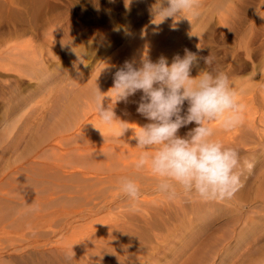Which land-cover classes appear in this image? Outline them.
Instances as JSON below:
<instances>
[{
  "label": "rangeland",
  "instance_id": "rangeland-1",
  "mask_svg": "<svg viewBox=\"0 0 264 264\" xmlns=\"http://www.w3.org/2000/svg\"><path fill=\"white\" fill-rule=\"evenodd\" d=\"M167 6L168 0H0V58L6 56L7 60L8 57L11 59L14 54L8 49L13 50L16 44L14 53H18L19 58L30 56L36 59V67H46L47 75L41 81L37 75L20 76L17 71L0 68V196L12 199V206L16 207L8 208L7 201H0V242L22 239V235L30 230L28 225L33 222V225L59 227L77 211L113 198L116 202L112 207L80 219L76 225L82 229L69 232L66 237L69 240L75 237L74 240L82 243L86 239L84 234H88L86 232L107 228V235L101 239L109 243L113 241L118 248L125 247V264H264V223L256 220L254 225H246L248 220L252 221L249 217L254 216L253 212L260 207L248 206L240 212L231 201L214 199L210 200L212 204H208V208H203L197 202L208 200L194 196L195 193L186 194L178 187L177 196L168 199L157 191L158 177L150 181L146 175L153 173L148 168L138 170L130 164L132 161L136 165L145 151L137 146L134 138L139 130L137 126L149 123L136 111L142 92H137L127 101H116V92L111 89L114 74L125 61H135L136 66H140L145 57L155 63L163 56L171 64L177 55L183 58L185 50L200 58L198 66L192 68L193 77L203 70L214 75H227L241 103L244 98L234 89L236 82L246 79L255 84L253 111H249L251 104L243 103L249 111L245 114L249 119H244L247 127L242 121L238 126L242 125L243 131L241 127L231 129L232 132L238 131L235 133L240 139H246L248 146L238 145L235 138L230 141L235 144L223 137L225 141L220 139L225 147L238 151L243 163L238 171L242 181L233 196L241 202L261 199L259 196L264 192V135H261L264 133V105L259 100V92L264 88V76L253 77V73L258 67H263L264 0H198V16L187 14L188 19L178 16L175 20L171 17L164 19V15L159 13V8ZM209 55L213 63L206 65L202 58ZM98 89L103 93L101 96L113 97L110 99L112 103L109 102L110 108L117 119L127 122L124 126L132 131L128 129L121 136L118 134L121 130L119 120L108 125L99 118L93 99ZM62 91H67V95L64 96ZM19 101L25 105L18 111L7 110L8 104L16 105ZM256 104L258 113L254 111ZM186 108L187 103L185 111ZM57 117L64 121L63 124ZM252 119L253 127L250 124ZM91 120H95L97 125L91 124ZM137 121L141 124L137 125ZM193 125L181 128L178 134L184 136ZM220 139L216 140L221 142ZM85 148L88 153L104 148L105 154L99 157V161H112L113 166L104 167L100 174L103 176L94 181L89 182L79 175L73 176L75 179L63 180L60 171L73 170L72 164L75 170L82 167L83 162L86 166L97 154L94 152L91 157V152L86 154ZM82 151L85 153L82 155L91 160L76 156ZM147 151L153 152L154 149ZM110 157H115L117 162ZM76 159L81 161L80 165ZM121 160L126 161L123 163ZM245 162L254 164L251 167L253 171ZM126 163L133 167L126 166ZM247 173L250 176L247 177ZM65 175L67 173L64 174L66 179L70 178ZM122 178L133 180L140 189L149 185L154 187L140 191L139 198L131 200L120 190ZM63 183L67 188L60 185ZM77 186L81 188L77 190ZM70 196L73 199L68 198ZM143 197L157 201L139 202ZM17 203L21 204L16 206ZM260 211L264 214V208ZM12 215L13 218L10 217ZM17 216L18 220H15ZM36 217L41 220L35 221ZM99 230L94 233H99ZM101 243L88 241L85 249L97 258H105L107 264L109 252L99 250L103 248L99 247Z\"/></svg>",
  "mask_w": 264,
  "mask_h": 264
},
{
  "label": "clouds",
  "instance_id": "clouds-1",
  "mask_svg": "<svg viewBox=\"0 0 264 264\" xmlns=\"http://www.w3.org/2000/svg\"><path fill=\"white\" fill-rule=\"evenodd\" d=\"M197 9L198 0H168V6L158 11L164 19L175 20L178 16L188 19L187 14L196 17ZM199 59L187 50L183 58L177 55L171 64L163 56L155 63L145 57L140 66L135 61H125L114 74L111 89L116 92V101H127L142 92L136 111L149 123L139 126L134 136L137 146L145 150L135 167L148 168L158 177L157 191L168 199L177 196V187L206 200L231 198L240 185L238 151L213 139L214 130L207 122L220 121L223 129L231 130L242 122L244 105L237 99L227 75L204 70L196 77L191 75ZM202 59L206 65L213 63L210 55ZM257 75L264 76V67L256 69L253 77ZM100 93L98 89L93 96L98 115L111 125L119 119L112 107L103 106ZM120 123L118 134L123 136L129 128L124 126L127 122ZM191 124L195 127L184 136L178 134ZM120 190L131 200L139 198L140 189L131 179L122 178Z\"/></svg>",
  "mask_w": 264,
  "mask_h": 264
},
{
  "label": "bare ground",
  "instance_id": "bare-ground-1",
  "mask_svg": "<svg viewBox=\"0 0 264 264\" xmlns=\"http://www.w3.org/2000/svg\"><path fill=\"white\" fill-rule=\"evenodd\" d=\"M15 35V34H14ZM11 36V35H10ZM16 36H17V34H16ZM244 36V35H243ZM245 37V36H244ZM256 38V37H255ZM255 38H254V40H255ZM13 39V38H12ZM6 40L7 39H5V41L3 40V42L5 43L6 42ZM9 42H10V40H8ZM7 41V42H8ZM240 41H242V40H240ZM3 43V44H4ZM244 43H246V42H243V44ZM7 44V43H6ZM2 45V44H1ZM7 46V45H6ZM17 45L15 44V45H13V50L10 48V49H8V52H9V50L10 51H12L13 52V54L16 56L15 58H14V55H12V57L15 59V60H11L12 59V57H11V59H10V57H8V60H7V57L5 56V57H1L0 58V68H2V69H5V70H14L15 72L17 71L18 72V74L20 75V76H28V77H30V76H36L37 75V78L38 79H40L41 81H44L45 80V78L47 77V75L45 74V68H44V66L42 65V64H40V65H42V67H36V64H37V62H36V59H34V58H30V56L28 57V58H26L25 56L23 57V58H19V55H18V53H14V51H15V49L17 50V47H16ZM1 48V47H0ZM264 48V47H263ZM243 49V48H242ZM1 50V49H0ZM10 53V52H9ZM9 53H7V54H9ZM9 55H11V54H9ZM18 56V57H17ZM10 59V60H9ZM20 60H22L21 62H20ZM13 65V66H12ZM38 65V64H37ZM261 65L264 67V53H263V55H262V59H261ZM258 67V66H257ZM44 68V69H43ZM16 72V73H17ZM251 78H253V77H251ZM250 78V79H251ZM244 79V78H243ZM252 80V79H251ZM250 81H247L246 79L245 80H240L239 82H236V86H235V88L234 89H237L238 91H239V93H240V96L241 95H243V98H244V100L246 99V101L244 102V100H242L243 102H242V104L244 103V105H246L245 103H247V104H249L248 106H250V104H251V108H250V110L249 111H253V107H254V105H252V104H255V96L253 95V94H255V92H254V90H255V88H256V85L255 84H253V83H249ZM104 87V86H103ZM261 88H263V87H261ZM233 89V88H232ZM261 90V89H260ZM111 91H113V90H111ZM115 92V91H114ZM237 92V91H236ZM109 93V92H108ZM107 93V94H108ZM238 93V92H237ZM259 93H261V97L259 98V100H260V102L264 105V88L262 89V91L261 92H259ZM62 94L64 95V96H66L67 95V91H62ZM101 94H103V93H101ZM112 95V94H111ZM257 95V94H256ZM260 95V94H259ZM108 96V95H107ZM107 96H105L104 95V99H103V106L105 107V108H107V107H110V103H112V102H110L111 100L110 99H113V97H109V98H107ZM246 96H247V98H246ZM131 97H133V96H131ZM134 97H135V95H134ZM137 97V96H136ZM140 97V96H139ZM239 97V96H238ZM237 97V99L239 100L240 99V97L238 98ZM68 98V97H67ZM69 99V101L70 102H72L73 100H70V98H68ZM114 99H116L115 97H114ZM140 99V98H139ZM110 102V103H109ZM65 103V102H64ZM23 105H25V104H21V102L19 101V103L18 104H16V105H14V104H8L7 105V110H8V108H9V110L10 111H18L21 107H23ZM63 105H67L66 103L65 104H63ZM92 106H93V104H91ZM96 105V104H95ZM19 107V108H18ZM64 107V106H63ZM68 107V106H67ZM263 107V106H262ZM258 108V106H257V104H256V108L254 109V111H256L257 112V109ZM261 108V107H260ZM244 109H245V111H246V113H244V114H242V117H243V115L245 116V114L247 115V113H249V111H248V109L246 110V106L244 107ZM90 110H91V108H90ZM248 111V112H247ZM251 113V112H250ZM254 113V112H253ZM258 113V112H257ZM260 113V112H259ZM85 116H86V114H84ZM252 115V114H251ZM263 115H264V113H263ZM85 116H83L84 118H85ZM246 117V118H245ZM245 117H243V125H245V127H247L246 125H248L247 123H245L244 122V119H249V117H247V116H245ZM252 117H254L253 115H252ZM251 117V118H252ZM256 117V116H255ZM254 117V118H255ZM69 118V117H68ZM100 118V117H99ZM57 119H59L58 117H57ZM74 119V118H73ZM94 119H96V122H97V118L95 117ZM260 119H261V117H260ZM260 119H258V121H261ZM263 119H264V117H263ZM79 120V119H78ZM100 120V119H99ZM143 120V119H142ZM142 120H141V123H142ZM59 121L62 123V122H64V121H61L60 119H59ZM82 121V120H81ZM80 121V122H81ZM91 121H93V122H91V124L93 123H95L94 121L95 120H91ZM264 121V120H263ZM100 122V121H99ZM138 122V121H137ZM144 122H145V120H144ZM147 122V121H146ZM145 122V123H146ZM52 123V122H51ZM57 123V122H56ZM56 123H54V124H56ZM88 123V122H87ZM139 123L140 122H138L137 123V125H139ZM140 123V124H141ZM249 123V122H248ZM256 123L258 124V122L256 121ZM260 123V122H259ZM58 124V123H57ZM63 124V123H62ZM66 124V123H65ZM64 124V125H65ZM96 124V123H95ZM207 124H208V126L209 127H211L213 130H214V136H213V139H217L218 138V140L221 138V137H223L224 139H226V141H231V140H233L234 138V141H235V143H237L238 145L240 144V146L242 145V143H243V145H244V147H245V145H247L248 146V143L246 142L245 143V141H246V139H244V138H241L240 139V137H239V135L237 136V134L235 133V131L236 130H234V132H232L231 130H225V129H223L221 126H220V121H211V122H207ZM250 124H251V126L253 127V125L252 124H254V120L252 119L251 120V122H250ZM250 124H249V126H250ZM59 125V124H58ZM63 125V126H64ZM73 125H75V123H73ZM87 125H90V124H87ZM97 125V124H96ZM136 124L134 125L135 127L137 126ZM143 125V124H142ZM77 126H78V124H77ZM105 126V125H104ZM133 126V127H134ZM140 126V125H139ZM139 126H137V128L139 129ZM194 126V125H193ZM250 126V127H251ZM262 126V125H261ZM260 126V127H261ZM264 126V125H263ZM53 127V126H52ZM61 127V126H60ZM80 127V126H79ZM88 127V126H87ZM195 127V126H194ZM237 127V129L239 128V127H241V128H243L242 129V131L244 130V127H242V125L241 126H236ZM235 127V128H236ZM105 128V127H104ZM241 128H239V129H241ZM249 128V127H248ZM75 129H76V127H75ZM137 129V130H138ZM254 129V128H253ZM259 129V128H258ZM257 129V130H258ZM261 129V128H260ZM259 129V130H260ZM262 129H264V128H262ZM129 130H131V129H129ZM134 130V129H133ZM247 130V129H246ZM75 131V130H74ZM128 131V130H127ZM132 131V130H131ZM136 131V130H135ZM134 131V132H135ZM139 131V130H138ZM227 131V132H226ZM248 131V130H247ZM262 131V130H261ZM134 132H132V133H134ZM236 132H238V131H236ZM262 132H264V130L262 131ZM54 133V132H53ZM66 133V132H65ZM64 133V134H65ZM72 133V132H71ZM225 133V134H224ZM242 133V132H241ZM241 133H239V134H241ZM68 134V133H67ZM70 134V133H69ZM136 134V133H135ZM243 134V133H242ZM260 134V133H259ZM222 135H224V136H222ZM236 135V136H235ZM249 135V134H248ZM254 135V134H253ZM256 136H258L257 134H255ZM261 135H264V133H262ZM57 136V135H56ZM63 136V135H62ZM79 136V135H78ZM217 136V137H216ZM243 135H241V137H242ZM260 136V135H259ZM69 137V136H68ZM249 137V136H248ZM95 138V137H94ZM233 138V139H232ZM260 138V137H259ZM53 139V138H52ZM52 139H51V141H52ZM57 139V138H56ZM64 139V138H63ZM69 139V138H68ZM73 140H74V138H72ZM89 139V138H88ZM222 139V138H221ZM220 139V140H221ZM224 139H222L223 141H225ZM258 139V138H257ZM261 139V138H260ZM91 140H93V138L91 139ZM221 140V142H223ZM262 140H263V138H262ZM50 141V140H49ZM60 141V140H59ZM71 141V140H70ZM58 142V141H57ZM129 142V141H128ZM229 142H228V144H229ZM259 142H261V141H259ZM262 142H264V140L262 141ZM53 143H54V141H53ZM225 143V142H224ZM230 143H233V141L232 142H230ZM235 143H233V144H235ZM51 144H52V142H51ZM233 144H232V146H233ZM98 145V144H97ZM258 145V144H257ZM96 145H94V147H95ZM227 146H229V145H227ZM231 146V145H230ZM260 146V145H259ZM97 147V146H96ZM114 147V146H113ZM236 147H237V145H236ZM251 147H252V145H251ZM255 147V146H254ZM92 148V147H91ZM108 148H110V151H111V146H109ZM116 148V147H115ZM233 148V147H232ZM248 148V147H247ZM89 149V148H88ZM239 149V148H238ZM242 148H240V150H241ZM85 153L87 154L88 153V151H87V149L85 148ZM116 150H119L120 151V149H116ZM115 150V151H116ZM236 150V149H235ZM246 150V149H245ZM249 150H251L250 148H249ZM105 149L103 148V149H100V150H98V151H94V152H96L97 154L99 153V155L97 156V154L96 155H94V152H89L91 155V157H92V155H94L93 157V159L91 160V159H88L87 158V155H85V157L88 159V160H91L89 163L87 162V164L89 165H86V166H83V164H84V162L82 163V167H80V168H78L77 170H75V167H73V164H72V169L73 170H67V171H65V173H67V175H65V176H70V178H67L66 179V177H64V172L63 171H60V172H62V175H63V178H62V176H61V178L64 180V178H65V180H71V179H75V178H73V176H77V175H79L80 177L82 176V177H84V179L85 180H87V181H89L90 182V180H92L93 179V181H94V179H96V178H98L99 176H103V175H100L101 173H103V170H104V167L106 168V169H108L112 164H111V162H103V161H99L100 160V158L99 157H103V154H105ZM112 151H113V149H112ZM134 151V150H133ZM136 151V150H135ZM256 151H258V150H256ZM78 152H81V151H78ZM77 152V153H78ZM124 152V151H123ZM250 152V151H249ZM259 152H261V150L259 151ZM84 153V151H82V153H79L78 155L76 154V156H83L84 157V155H82V154H85ZM88 153V154H89ZM133 153V152H132ZM244 153L245 152H243V155H244ZM81 154V155H80ZM127 154V153H126ZM253 154V153H252ZM101 155V156H100ZM127 155H129V154H127ZM134 155H136V154H134ZM133 154H132V156H134ZM243 155L241 156V157H243ZM105 156V155H104ZM110 156V155H109ZM111 156H113V155H111ZM117 156V155H116ZM78 157V158H79ZM84 157V158H85ZM120 157H121V155H120ZM83 158V159H84ZM85 158V159H86ZM115 158V157H114ZM114 158L112 159L111 157H110V159H112V160H114ZM256 158V157H255ZM121 159H123L122 157H121ZM254 159V158H253ZM260 159H261V157H260ZM73 160V159H72ZM101 160H103V159H101ZM107 160H108V158H107ZM256 160H257V158H256ZM264 160V159H263ZM74 161H75V158H74ZM76 161H79L78 159H76ZM105 161V160H104ZM110 161V160H109ZM115 161L117 162V159L115 158ZM120 161V160H119ZM123 161V163H124V161H126V160H121V162ZM130 161V160H129ZM135 162H136V160H134ZM251 161H254V160H251ZM73 162V161H72ZM92 162V163H91ZM99 162V163H98ZM128 162V161H127ZM240 162H241V160H240ZM263 162V161H262ZM71 163V162H70ZM81 164V161H79L78 162V164ZM129 163V162H128ZM75 164H76V162H75ZM79 164V165H80ZM91 164V165H90ZM119 164V163H118ZM130 164H134V166H135V163H133L132 161H130ZM67 165V164H66ZM69 165V164H68ZM85 165V164H84ZM117 165V164H116ZM128 165V167H130L131 165H129V164H127L126 163V166ZM254 165V164H253ZM252 165V166H253ZM70 166V165H69ZM76 167L78 166L77 164L75 165ZM113 166V165H112ZM260 166V165H259ZM125 167V166H124ZM131 167H133V166H131ZM241 167H243V163L241 162V164H240V167L239 168H241ZM239 168L237 169V171H240L239 170ZM247 168V167H246ZM254 168V167H253ZM122 169H123V167H122ZM256 169V168H255ZM259 169H261V168H258V170ZM62 170V169H61ZM124 170H125V168H124ZM251 171H253L252 170V168H251ZM251 171H249V172H251ZM260 171V170H259ZM263 171H264V169H263ZM256 172V171H255ZM255 172H253V174L255 173ZM2 173V172H1ZM0 173V174H1ZM51 173V172H50ZM64 173V174H63ZM261 173H263L262 172V170H261ZM149 174V173H148ZM248 174V173H247ZM257 174V173H256ZM255 174V175H256ZM141 175H143V174H141ZM140 175V176H141ZM262 175H264V174H262ZM40 176V175H39ZM72 176V177H71ZM78 176V177H79ZM248 176H250V174H248L247 175V177ZM253 176V175H252ZM260 176V175H259ZM55 177V176H54ZM81 177V178H82ZM146 177L147 178H149L148 180H150L151 181V179L153 180L154 179V177H156L155 175H153V174H151V175H146ZM258 177V176H257ZM264 177V176H263ZM79 179V178H78ZM84 179H83V181L82 182H84ZM248 179V178H247ZM261 179V178H260ZM32 180V179H31ZM62 180V181H63ZM39 181V180H38ZM44 181V180H43ZM240 181H242V180H240ZM263 181H264V179H263ZM40 182V181H39ZM66 182V181H65ZM82 182H80V184L82 183ZM92 182V181H91ZM248 182H250V181H248ZM247 182V183H248ZM75 184H76V182H74ZM79 183V182H78ZM94 183V182H93ZM242 183V182H241ZM244 183H246V182H244ZM254 183V182H253ZM50 184H51V182H50ZM87 184H88V182H87ZM154 184V183H153ZM157 184H158V182H157ZM258 184V183H257ZM60 185H63L64 187H65V184L63 183V184H60ZM68 184L66 183V186H67ZM84 186H85V184H83ZM244 185V184H243ZM255 185V184H254ZM261 185V184H260ZM263 185V184H262ZM0 186L2 187V184H0ZM71 186H73V185H71ZM70 186V187H71ZM79 186H81V185H79ZM79 186H77V190H79L78 189V187ZM0 187V188H1ZM54 188L56 187V186H53ZM52 186H51V188H53ZM59 187L60 186H58V188L57 189H59ZM74 187H76V186H74ZM73 187V188H74ZM82 187V186H81ZM81 187H79V188H81ZM90 187V186H89ZM154 186L153 185H149L148 187H144L143 189H140V191H142V192H144L145 190H149L150 188H153ZM247 187V186H246ZM250 187V186H249ZM61 188V187H60ZM65 188H67V187H65ZM179 188V187H178ZM255 188V187H254ZM258 188H259V186H258ZM257 188V189H258ZM83 189V188H82ZM81 189V190H82ZM90 189V188H89ZM245 189V188H244ZM256 189V188H255ZM2 190V189H1ZM60 190V189H59ZM86 190V189H85ZM99 190V189H98ZM97 190V191H98ZM105 190H107V189H105ZM155 190V189H154ZM180 190V189H179ZM242 190V189H241ZM263 191H264V189H263ZM11 192V191H10ZM94 191H92L91 193H93ZM105 192V191H104ZM253 192V191H252ZM3 193V192H2ZM6 193V192H5ZM54 193H57V192H54ZM99 193V192H98ZM122 193V192H121ZM7 194V193H6ZM10 194V193H9ZM60 194V193H59ZM254 194V193H253ZM262 196H259V197H261V199H256V200H249V201H247V202H244V201H242L241 202V200H239L238 198H236V197H234L233 195L231 196V198H225L226 200H228V201H231L232 202V204L234 205V208H236L237 210L239 209V211L243 208H246V207H251V206H255V207H257V208H259L260 207V209H256L254 212H253V214H254V216H250L249 218L252 220V221H249L248 220V222H247V224L246 225H250V224H252V225H254L255 223V221L256 220H258L257 222H259L260 223V221H262L263 223H264V214H262L261 213V208H264V192H262ZM87 195V194H86ZM11 196V195H10ZM56 196V195H55ZM88 196V195H87ZM194 196H197V197H199L197 194H195ZM16 197V196H15ZM80 197V196H79ZM243 197H245L246 198V195H244ZM253 197V196H252ZM0 198H1V200L0 201H2V200H4V201H7V202H5V204H6V206H8V208H12V207H14V208H16L15 206H12V202H11V200L12 199H10V198H6L5 196H0ZM14 198V197H13ZM16 198H18V197H16ZM64 198V197H63ZM68 198H72L73 199V197H68ZM75 198V197H74ZM88 198V197H87ZM94 198H96V197H94ZM241 199V198H240ZM251 199V198H250ZM43 200V199H42ZM66 200H67V198H66ZM92 200V199H91ZM95 200V199H94ZM155 200L156 199H149V198H145V197H143V198H141L140 200H138L139 202H141V203H148V202H155ZM248 200V199H247ZM80 201V200H79ZM96 201V200H95ZM94 201V202H95ZM157 201V200H156ZM246 201V200H245ZM87 202V201H86ZM115 200L113 199V198H109L108 200H106V201H101V202H99L98 204L97 203H95V204H93L92 206H90L89 208H86V209H84V210H82V211H77L73 216H71L72 218H70V219H67L62 225H59V227L57 226V227H55L54 225H39L38 223V225L37 224H35V225H33L34 224V222H33V224L32 225H28L29 227V231L28 232H26V233H24L22 236H23V238L22 239H20V240H17V241H10L9 243H6V242H0V264H106L105 263V261H106V259L104 258H100V257H95V256H93V254H91V252H90V250H87V248L85 249V247H86V244H88V241L91 243H93V242H96V241H98V242H102L101 243V245H99V247H101V246H103V248L102 249H99L100 251H103V249H104V251L106 250L107 251V254H108V252H109V259L107 260V264H111V262H115V264H125V247H116L115 245H114V242L112 241V242H108L107 240H104V239H101L102 238V236L104 235H107V233H108V231H109V229H107L106 227V229H104V227L103 228H101V231L99 230V229H94V231H89V232H86V233H88V234H84V237L86 238L84 241L85 242H83L82 241V243L81 242H79V241H77V240H74V239H76L74 236V238H72L73 240H69L67 237H66V234L67 233H69V232H72V233H75L76 231H80V229H82V228H78L77 227V225H76V223L80 220V219H83V218H89V216H91V215H93V214H95V213H98L100 210H102V209H104V208H110V207H112V205L113 204H115ZM2 203V202H1ZM4 203V202H3ZM25 203V202H24ZM44 203V202H43ZM92 203H93V201H92ZM166 203V202H165ZM248 203V204H247ZM4 204V205H5ZM21 204V203H20ZM19 203H17V205L16 206H18V205H20ZM22 204H23V202H22ZM44 204H46V203H44ZM69 204V203H68ZM197 204L198 205H200L201 207H203V208H208L207 206H209L208 204H212L211 203V201L210 200H208V201H200V202H197ZM1 205V204H0ZM3 205V206H4ZM30 205V204H29ZM120 205V204H119ZM118 205V206H119ZM116 206V205H115ZM118 206H116V207H118ZM5 207V206H4ZM3 207V208H4ZM115 207V208H116ZM121 207V206H120ZM225 207H227V206H225ZM24 208V207H23ZM43 208H44V205H43ZM83 208H85L84 206H83ZM119 208V207H118ZM222 208H224V206H222ZM25 209V208H24ZM18 210V209H17ZM21 210H23V209H21ZM232 210V209H231ZM24 211V210H23ZM19 212V211H18ZM220 212V211H219ZM241 212V211H240ZM243 212V211H242ZM24 213H25V211H24ZM23 213V214H24ZM41 213V212H40ZM257 213V215H256V217H255V214ZM6 214H8V213H6ZM22 215V213H19V215ZM48 214V213H47ZM63 214V213H62ZM10 215H11V212H10ZM5 216V215H4ZM7 217H8V215H6ZM37 216H38V214H37ZM45 216H46V214H45ZM54 216V215H53ZM62 216V215H61ZM86 216H88V217H86ZM7 217H3L4 219H6ZM10 217H12L13 218V215L12 216H10ZM24 217H26V216H24ZM23 217V218H24ZM70 217V216H69ZM2 218V219H3ZM11 218V219H12ZM18 218V216L16 217V219L15 220H18L17 219ZM28 218V217H27ZM68 218V217H67ZM10 219V220H11ZM24 219H26V218H24ZM36 219L37 220H35V218H34V220L35 221H40V220H38V218L36 217ZM45 219V218H44ZM64 219V218H63ZM244 219V218H243ZM20 220V219H19ZM33 220V221H34ZM212 220V219H211ZM13 221V220H12ZM43 221V220H42ZM20 222V221H19ZM22 222V221H21ZM56 223H58V222H56ZM79 223V222H78ZM102 223V222H101ZM254 223V224H253ZM262 223V224H263ZM10 224H11V222H10ZM14 224H17L16 222L14 223ZM41 224H42V222H41ZM11 226V225H10ZM14 226H16V225H14ZM78 226H80V225H78ZM89 226V225H88ZM97 226V225H96ZM152 226V225H151ZM80 227H84L83 225H81ZM91 226H89V229H91L90 228ZM94 228H95V226H93ZM92 227V228H93ZM251 227V226H250ZM78 228V229H77ZM14 229H16V228H14ZM20 229V228H19ZM23 229V228H22ZM77 229V230H76ZM151 229V228H150ZM149 229V230H150ZM97 230H99L100 232L99 233H94V232H96ZM134 233V232H133ZM139 234V233H138ZM71 235H74V234H71ZM125 236V235H124ZM81 237V236H80ZM83 237V238H84ZM107 237V236H106ZM123 237V236H122ZM241 237V236H240ZM62 238H64V240L62 239ZM67 238V239H66ZM82 238V237H81ZM121 238V237H120ZM9 239V238H8ZM80 239V238H79ZM114 239V238H113ZM124 240H125V238H124ZM125 243H123V245H124ZM90 246H92V245H90ZM113 246H115L114 248H113ZM115 248H117V250L116 251H113V250H115ZM113 249V250H112ZM134 249V248H133ZM99 251V252H100ZM93 252V251H92ZM96 252V251H95ZM98 252V253H99ZM111 252V253H110ZM94 253V252H93ZM97 254V253H96Z\"/></svg>",
  "mask_w": 264,
  "mask_h": 264
}]
</instances>
